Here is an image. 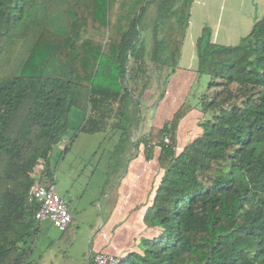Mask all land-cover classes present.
Segmentation results:
<instances>
[{
	"label": "trees",
	"instance_id": "1",
	"mask_svg": "<svg viewBox=\"0 0 264 264\" xmlns=\"http://www.w3.org/2000/svg\"><path fill=\"white\" fill-rule=\"evenodd\" d=\"M192 3L0 0V264L27 263L40 229L27 192L35 179L53 181V146L130 125L149 63L177 66ZM195 45L197 72L209 77L200 132L175 149L192 109L182 102L138 140L147 157L158 148L144 215L158 232L121 264H264V16L239 44H216L204 28Z\"/></svg>",
	"mask_w": 264,
	"mask_h": 264
},
{
	"label": "crops",
	"instance_id": "2",
	"mask_svg": "<svg viewBox=\"0 0 264 264\" xmlns=\"http://www.w3.org/2000/svg\"><path fill=\"white\" fill-rule=\"evenodd\" d=\"M263 16L264 0H193L179 62L170 74L171 81L191 83L198 76L195 44L204 28L209 30L212 42L236 45ZM177 86L168 83L162 99L155 100L154 106L145 110L143 101H139L135 106L137 117L131 119L130 125L125 120L118 121L114 129L80 132L67 147L64 140L53 146L55 190L62 197L67 195L68 200L63 199L72 219L65 231H59L48 220L41 222L26 264H85L87 258L97 252L127 256L140 252L141 239L156 236L158 227L147 226L144 215L153 201L161 172L153 176L151 157H147L138 140L152 125L161 126L172 116L182 94ZM194 110L192 108L179 122L176 142L182 122ZM126 126L128 128L124 129ZM98 134L102 135V141H107L108 152L97 154L102 145L98 142L85 154L83 149L87 142ZM77 142H82L79 150L70 157ZM115 154L121 155V165L113 159ZM96 173L100 174L97 178ZM40 238L44 244L37 249ZM78 246L83 249L80 255L74 253Z\"/></svg>",
	"mask_w": 264,
	"mask_h": 264
},
{
	"label": "rangeland",
	"instance_id": "3",
	"mask_svg": "<svg viewBox=\"0 0 264 264\" xmlns=\"http://www.w3.org/2000/svg\"><path fill=\"white\" fill-rule=\"evenodd\" d=\"M150 11H152V8H150ZM149 73L151 75V81L150 85L144 92V96L141 98L140 101H143L144 103V110L148 107L154 106L155 100L162 99V97L165 95L167 92V85L168 83H172L174 85H178L179 89L181 90L180 93L182 92L181 95L184 96V98L180 97L177 99L176 103H179L178 106L182 102H186L189 105L192 106V108L195 110L192 111L188 118L184 119L182 122L179 131L177 133V142L175 145V149L179 151L182 146H184L186 143L191 141L193 138H195L199 132H200V127H199V119L201 117V112L199 111L200 109V104H199V98L200 96L205 92L207 83L209 81V77L206 74H198V76L195 78L193 82H188L187 80L185 82H181L180 80H173L171 81L170 79V74L172 73V68H163V69H156L154 70L151 64L149 63ZM182 100V102H181ZM156 104V103H155ZM133 107V105H130ZM177 106V107H178ZM81 120V114L80 112L76 109L73 108L70 112L69 116V122L71 121L70 126L72 128H75L79 125ZM67 132L72 133V129H69ZM99 136L95 138H90V140L87 142V145L84 147L83 152L87 154L89 153V149L93 147L94 145H98V142L102 144L100 146V149L98 150L97 154L99 152H108L109 148L106 146L107 141H102V135L98 134ZM82 143V142H80ZM79 142H77L75 148L71 151L70 157L74 156L76 152L79 150ZM77 147V148H76ZM118 154V153H117ZM157 155H158V148L154 147L152 151V156L150 158V166H151V173L153 176H158L161 172V170L158 168V162H157ZM117 157V155H113V159L118 161V165H121L122 162L120 158ZM41 163V162H40ZM100 176V174L96 173L95 178ZM63 195V194H62ZM65 200H68L67 195H63ZM44 244V241L40 238V240L37 243V249L41 248V245ZM82 247L78 246L75 248L74 253L76 255H80L82 252Z\"/></svg>",
	"mask_w": 264,
	"mask_h": 264
},
{
	"label": "built area",
	"instance_id": "4",
	"mask_svg": "<svg viewBox=\"0 0 264 264\" xmlns=\"http://www.w3.org/2000/svg\"><path fill=\"white\" fill-rule=\"evenodd\" d=\"M165 143H170L168 137H164ZM28 201L36 204L33 212L34 219L38 222L50 221L59 231H65L71 223V214L67 203L55 190L54 182H40L35 179L27 192ZM124 255L120 253L97 252L89 256L87 264H121Z\"/></svg>",
	"mask_w": 264,
	"mask_h": 264
},
{
	"label": "water",
	"instance_id": "5",
	"mask_svg": "<svg viewBox=\"0 0 264 264\" xmlns=\"http://www.w3.org/2000/svg\"><path fill=\"white\" fill-rule=\"evenodd\" d=\"M129 62H130V55H129V52L126 53V60H125V63H126V67H128L129 65ZM126 77H127V70H126V73L124 75V79H123V82L126 83ZM89 261V257L87 258V261L85 264H87Z\"/></svg>",
	"mask_w": 264,
	"mask_h": 264
}]
</instances>
